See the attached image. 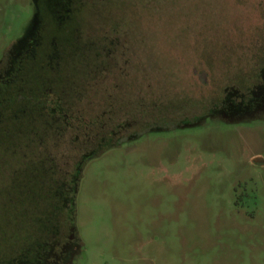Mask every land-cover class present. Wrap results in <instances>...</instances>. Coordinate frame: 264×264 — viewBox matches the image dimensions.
I'll use <instances>...</instances> for the list:
<instances>
[{
    "label": "rangeland",
    "instance_id": "374dc122",
    "mask_svg": "<svg viewBox=\"0 0 264 264\" xmlns=\"http://www.w3.org/2000/svg\"><path fill=\"white\" fill-rule=\"evenodd\" d=\"M74 6L87 41L49 48L46 75L68 88L86 69L67 111L91 119L108 103L131 124L83 163L61 264H264V0ZM32 13V0H0V71ZM64 136L67 173L80 145Z\"/></svg>",
    "mask_w": 264,
    "mask_h": 264
},
{
    "label": "trees",
    "instance_id": "16d2710c",
    "mask_svg": "<svg viewBox=\"0 0 264 264\" xmlns=\"http://www.w3.org/2000/svg\"><path fill=\"white\" fill-rule=\"evenodd\" d=\"M75 3L77 0H47L48 7L45 0H32L29 27L0 71V264L63 262L73 232L81 167L116 146L123 139H118L119 133L130 128L131 122L125 118L113 119L112 104L107 103L106 111L91 119L81 111H67L64 104L78 92V78L86 69L80 67V76L68 88H62L61 76L46 75L51 65L43 57L49 48L59 43L74 47L87 41ZM72 54H62V67L69 71ZM97 57L96 51L93 67ZM259 76L264 79V67ZM106 112L110 114L107 119ZM61 133L68 143L80 145L67 173L57 163L60 151L53 142Z\"/></svg>",
    "mask_w": 264,
    "mask_h": 264
},
{
    "label": "flooded vegetation",
    "instance_id": "af4514ba",
    "mask_svg": "<svg viewBox=\"0 0 264 264\" xmlns=\"http://www.w3.org/2000/svg\"><path fill=\"white\" fill-rule=\"evenodd\" d=\"M71 236H72V234H70L68 238H70ZM71 239H72V238H70V240H71ZM70 240H69V242L66 244L67 255H68V253H69V251H70V248H71V245H69V243H70L72 240H71V241H70ZM66 257H67V256H66Z\"/></svg>",
    "mask_w": 264,
    "mask_h": 264
}]
</instances>
